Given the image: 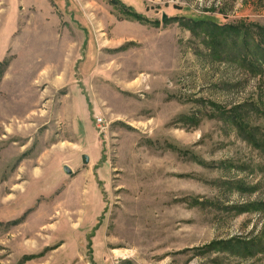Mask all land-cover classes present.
I'll use <instances>...</instances> for the list:
<instances>
[{
  "label": "rangeland",
  "instance_id": "1",
  "mask_svg": "<svg viewBox=\"0 0 264 264\" xmlns=\"http://www.w3.org/2000/svg\"><path fill=\"white\" fill-rule=\"evenodd\" d=\"M0 264H264V0H0Z\"/></svg>",
  "mask_w": 264,
  "mask_h": 264
},
{
  "label": "water",
  "instance_id": "2",
  "mask_svg": "<svg viewBox=\"0 0 264 264\" xmlns=\"http://www.w3.org/2000/svg\"><path fill=\"white\" fill-rule=\"evenodd\" d=\"M166 19V14H163V16H162V20H165ZM88 156L87 155H85V154H83V156H82V161H83V163H87L88 162ZM64 171L66 172V173H71L72 172V170H71V168L69 167V166H66V165H64Z\"/></svg>",
  "mask_w": 264,
  "mask_h": 264
},
{
  "label": "trees",
  "instance_id": "3",
  "mask_svg": "<svg viewBox=\"0 0 264 264\" xmlns=\"http://www.w3.org/2000/svg\"><path fill=\"white\" fill-rule=\"evenodd\" d=\"M133 14V13H132ZM257 47V46H256ZM242 54V53H241ZM30 257H25V259H29Z\"/></svg>",
  "mask_w": 264,
  "mask_h": 264
},
{
  "label": "built area",
  "instance_id": "4",
  "mask_svg": "<svg viewBox=\"0 0 264 264\" xmlns=\"http://www.w3.org/2000/svg\"><path fill=\"white\" fill-rule=\"evenodd\" d=\"M99 120V122H101L102 120L101 119H98Z\"/></svg>",
  "mask_w": 264,
  "mask_h": 264
}]
</instances>
